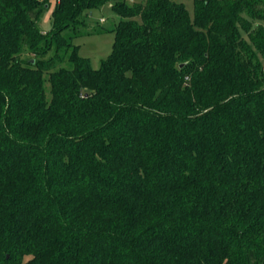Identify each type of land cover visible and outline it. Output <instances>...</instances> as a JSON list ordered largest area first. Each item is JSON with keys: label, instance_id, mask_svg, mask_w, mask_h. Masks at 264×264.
I'll list each match as a JSON object with an SVG mask.
<instances>
[{"label": "trees", "instance_id": "trees-1", "mask_svg": "<svg viewBox=\"0 0 264 264\" xmlns=\"http://www.w3.org/2000/svg\"><path fill=\"white\" fill-rule=\"evenodd\" d=\"M42 7L0 0V264H264V0Z\"/></svg>", "mask_w": 264, "mask_h": 264}, {"label": "rangeland", "instance_id": "rangeland-1", "mask_svg": "<svg viewBox=\"0 0 264 264\" xmlns=\"http://www.w3.org/2000/svg\"><path fill=\"white\" fill-rule=\"evenodd\" d=\"M42 12L39 18V28L43 32H49L52 25V19L50 12L55 6L58 0H40ZM176 2L183 3L190 17H193V0H174ZM86 24L84 31L87 34H82L73 39V43L78 45V54L88 59V64L92 68H98L101 61L109 56L112 51V45L114 40V32L112 27L116 22V17L112 12L109 5L100 7L89 12L86 18ZM102 29H104L102 31ZM244 38L247 39L246 34H243ZM28 54H24V57ZM67 65L66 63L64 64ZM48 85L46 84V87Z\"/></svg>", "mask_w": 264, "mask_h": 264}]
</instances>
